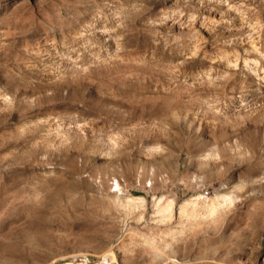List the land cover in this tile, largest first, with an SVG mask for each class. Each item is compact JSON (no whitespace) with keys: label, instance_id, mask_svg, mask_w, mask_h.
Wrapping results in <instances>:
<instances>
[{"label":"rangeland","instance_id":"1","mask_svg":"<svg viewBox=\"0 0 264 264\" xmlns=\"http://www.w3.org/2000/svg\"><path fill=\"white\" fill-rule=\"evenodd\" d=\"M91 262L264 264V0H0V264Z\"/></svg>","mask_w":264,"mask_h":264},{"label":"bare ground","instance_id":"2","mask_svg":"<svg viewBox=\"0 0 264 264\" xmlns=\"http://www.w3.org/2000/svg\"><path fill=\"white\" fill-rule=\"evenodd\" d=\"M224 199H226V197H224ZM133 201H134V200H133ZM131 202H132V201H131ZM214 205H215V204H214ZM211 207H212V206H211ZM181 208H182V207H181ZM169 209H170V208H169ZM217 209H219V207H218V206H214V207L210 210V211H211V212H210L211 215L214 214V213L217 211ZM161 211H162V210H161ZM169 211H170V210H169ZM163 212H164V211H162V214H163ZM167 212H168V211H167ZM182 212H183V213L185 212V208H184V207L182 208ZM194 212H195V211H194ZM170 213H171V212H170ZM208 213H209V212H208ZM165 214H167L166 211H165ZM165 214H163V215H165ZM194 214H195V213H194ZM197 214H198V213H197ZM195 215H196V214H195ZM195 215L192 216V213H191L190 216H191V217H194ZM209 215H210V214H209ZM205 217H206V216H204V218H205ZM207 217H208V216H207ZM194 218H196V216H195ZM192 219H193V218H192ZM98 262H99V261H98ZM98 262H91V263H92V264H97ZM78 263H79V262H78Z\"/></svg>","mask_w":264,"mask_h":264},{"label":"built area","instance_id":"3","mask_svg":"<svg viewBox=\"0 0 264 264\" xmlns=\"http://www.w3.org/2000/svg\"><path fill=\"white\" fill-rule=\"evenodd\" d=\"M113 187H115V189H116V181L113 183ZM201 194H202L203 196H207V194H208V190H207V189H202V190H201Z\"/></svg>","mask_w":264,"mask_h":264},{"label":"water","instance_id":"4","mask_svg":"<svg viewBox=\"0 0 264 264\" xmlns=\"http://www.w3.org/2000/svg\"><path fill=\"white\" fill-rule=\"evenodd\" d=\"M86 261V260H85Z\"/></svg>","mask_w":264,"mask_h":264}]
</instances>
